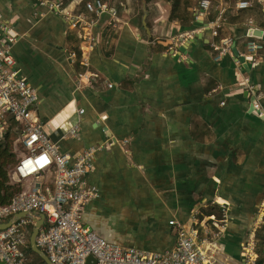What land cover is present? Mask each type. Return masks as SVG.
<instances>
[{"label":"crops","instance_id":"crops-1","mask_svg":"<svg viewBox=\"0 0 264 264\" xmlns=\"http://www.w3.org/2000/svg\"><path fill=\"white\" fill-rule=\"evenodd\" d=\"M38 1L0 0V45L7 35L1 29L10 28L8 35L18 40L17 67L38 92L41 119L55 117L73 101L85 109L80 138L60 142L73 157L103 146L88 177L99 197L87 205L85 219L97 226L103 224L97 214H105L100 209L110 211L122 245L167 253L176 248L181 227L216 235L224 203L229 223L215 240L218 259L243 264L247 236L264 201V48L248 50L251 41L264 46V0H250L246 11L234 9L240 0H210L209 11L189 24L172 20L171 3L164 0H154L149 9L103 0L109 9L99 16L83 0H45L60 4L59 13ZM222 6L229 10L214 39L210 23ZM64 11L87 17L90 27L72 29ZM188 33L193 37L180 45ZM226 38L236 43L238 65L230 58L214 60L210 43ZM173 46L190 61L178 64L169 54ZM72 52L78 55L74 63ZM83 57L93 74L89 82L77 77L85 72ZM259 93L258 113L253 103ZM132 135L136 140L125 144ZM30 219L33 230L42 215L33 212Z\"/></svg>","mask_w":264,"mask_h":264},{"label":"built area","instance_id":"built-area-1","mask_svg":"<svg viewBox=\"0 0 264 264\" xmlns=\"http://www.w3.org/2000/svg\"><path fill=\"white\" fill-rule=\"evenodd\" d=\"M38 3L40 7L47 6L56 13L60 12L61 5L56 2L39 0ZM86 6L89 12L98 16L109 9L103 0L87 2ZM250 6V0H240L235 3L234 9L246 11ZM210 7V0H201L192 23L198 18L197 13L207 12ZM228 10L227 6H222L210 23L214 39L221 36L220 30ZM62 16L74 30L87 29L91 25V21L81 15L64 11ZM246 25L251 32L257 30L252 20L246 21ZM1 30L2 34L6 32L7 35L0 45V131L11 129L17 138L16 142L25 148L26 154L19 155L10 173L12 184L21 185L23 190L9 204L0 205V264H42L35 263L30 253V218H18L4 229L1 228L15 216L33 212L44 216L45 223L39 231L37 245L52 264H88L90 256L96 259V264H220L215 240L229 223L227 204L219 205L222 223L218 224L220 231L216 235L211 237L207 228L201 233L197 226L181 227L176 248L167 253L147 252L122 245L116 240V227H113L112 221L95 226L85 219L87 205L99 197L98 188L89 183L88 177L94 170L96 154L103 146H89L74 157L61 150L60 142L77 141L80 138L85 109L73 101L55 117L47 121L41 119L36 113L38 92L18 69L13 54V47L18 40L8 35L10 28L3 27ZM191 37L192 33L182 35L179 40L183 44L180 45H184L183 41ZM210 45L215 51L216 62L230 58L239 64L234 39L214 40ZM263 48L262 44L253 41L248 43L251 53ZM169 54L178 64L190 61V56L181 52L179 47H171ZM69 57L74 63L78 55L72 52ZM82 65L85 72L77 75L78 80L89 82L93 74L87 57L82 58ZM243 77L253 90L250 78L247 75ZM108 85L113 86L111 83ZM262 97L263 94L259 93L253 103L258 113L263 111ZM225 106V102L220 103L221 108ZM135 140L136 136L132 135L123 142L130 145ZM131 151L127 149L128 153ZM254 221L245 243L246 257L243 264H258V234L264 226V201ZM170 224L177 225L174 221Z\"/></svg>","mask_w":264,"mask_h":264},{"label":"trees","instance_id":"trees-1","mask_svg":"<svg viewBox=\"0 0 264 264\" xmlns=\"http://www.w3.org/2000/svg\"><path fill=\"white\" fill-rule=\"evenodd\" d=\"M95 0H83L81 5L87 9V2ZM154 0H134L128 7L132 9H149L150 4ZM201 0H164V2L171 3L172 20L183 21L184 24H189L195 17V9L199 5ZM227 1V0H226ZM70 1H67L68 4ZM65 4V3H64ZM145 15L142 11L140 13V19ZM11 129L6 131H0V205L9 204L13 197L23 190L21 185L12 184L10 179V173L16 165L17 159V147L18 144L15 141ZM29 233H32V227L29 229ZM32 256L38 258L39 263L45 264V262L30 249ZM258 264H264V226L258 234Z\"/></svg>","mask_w":264,"mask_h":264},{"label":"water","instance_id":"water-1","mask_svg":"<svg viewBox=\"0 0 264 264\" xmlns=\"http://www.w3.org/2000/svg\"><path fill=\"white\" fill-rule=\"evenodd\" d=\"M143 24L145 26V29L147 31L148 34H150V31L148 29V27L146 26V22H145V18H144V21H143ZM256 35V31L253 33ZM42 215V214H41ZM30 216H32V213H27V214H24V215H18V216H15L16 219L14 218V220H17L18 218H21V217H28V219L30 218ZM6 224V225H2L1 228L4 229L7 225L13 223V221ZM45 219H44V216L42 215V221L36 223L33 227V230H32V233H31V236H30V244H31V249L34 253H36L37 255H39V257L41 259H43V261L45 262V264H52L48 258V256L46 255V253L42 250H40L38 248V245H37V237H38V234H39V231L44 223ZM87 263L88 264H96V259L93 257V256H90L88 259H87Z\"/></svg>","mask_w":264,"mask_h":264},{"label":"rangeland","instance_id":"rangeland-1","mask_svg":"<svg viewBox=\"0 0 264 264\" xmlns=\"http://www.w3.org/2000/svg\"><path fill=\"white\" fill-rule=\"evenodd\" d=\"M106 3H108L109 5H114L115 3H123V4H125V5H130L134 0H104ZM13 136H15V135H13ZM17 140V138H15V141ZM16 145V147H17V150H16V152H17V159H18V157H19V155L20 154H26V150H25V148L21 145V144H15Z\"/></svg>","mask_w":264,"mask_h":264},{"label":"bare ground","instance_id":"bare-ground-1","mask_svg":"<svg viewBox=\"0 0 264 264\" xmlns=\"http://www.w3.org/2000/svg\"><path fill=\"white\" fill-rule=\"evenodd\" d=\"M102 207H105V205L102 206ZM100 211L103 212V213H105V214L104 215L102 213L97 214L96 220H99V221L101 220L102 222H110V221H112L113 222V225H115L114 215L112 214V215H110L108 217V215L110 214V211L103 210V209H100ZM116 226L117 225H115L113 227H116Z\"/></svg>","mask_w":264,"mask_h":264}]
</instances>
